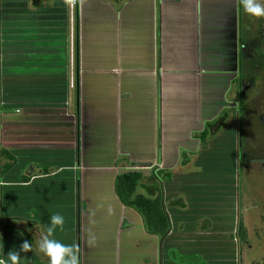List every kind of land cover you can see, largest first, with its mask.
Instances as JSON below:
<instances>
[{"label": "crops", "instance_id": "obj_1", "mask_svg": "<svg viewBox=\"0 0 264 264\" xmlns=\"http://www.w3.org/2000/svg\"><path fill=\"white\" fill-rule=\"evenodd\" d=\"M69 1L0 0V258L27 240L21 264H48L36 243L59 213L54 236L78 264H236L242 211L219 120L241 45L263 36L242 28L238 0ZM129 171L139 194L160 184L166 238L118 198Z\"/></svg>", "mask_w": 264, "mask_h": 264}, {"label": "rangeland", "instance_id": "obj_2", "mask_svg": "<svg viewBox=\"0 0 264 264\" xmlns=\"http://www.w3.org/2000/svg\"><path fill=\"white\" fill-rule=\"evenodd\" d=\"M240 10L243 13L242 28H245L244 23H246V28L250 27L253 36L257 38L263 36L264 39V18L250 17L242 8ZM241 61L239 80L233 84L227 97L234 107H227L219 120L223 125L218 135L221 144L219 148L224 147L230 153L229 163L236 173L234 188L236 207L239 205L242 211L240 219L247 230V243L243 244L239 241L241 251L236 264H262L264 263V42L253 41L252 45H241ZM240 85L242 90L239 89ZM0 185L1 188L2 181ZM191 254L188 252L182 256L187 264H194L193 261H198V264H211L206 256ZM223 261L221 260V263Z\"/></svg>", "mask_w": 264, "mask_h": 264}, {"label": "trees", "instance_id": "obj_3", "mask_svg": "<svg viewBox=\"0 0 264 264\" xmlns=\"http://www.w3.org/2000/svg\"><path fill=\"white\" fill-rule=\"evenodd\" d=\"M240 89L242 90V86ZM1 156L0 150V159ZM152 179L151 184L157 192L156 196L148 197L138 193L144 180L143 173L139 171L121 173L116 179V192L122 204L140 213L149 234L166 238L170 232V222L162 200V188L154 177ZM237 237L241 243H247V230L242 220L238 224Z\"/></svg>", "mask_w": 264, "mask_h": 264}, {"label": "clouds", "instance_id": "obj_4", "mask_svg": "<svg viewBox=\"0 0 264 264\" xmlns=\"http://www.w3.org/2000/svg\"><path fill=\"white\" fill-rule=\"evenodd\" d=\"M238 4L246 15L264 18V0H238ZM64 222V217L61 214L50 215L49 223L45 226L46 231L41 234L36 243L39 252L47 257L48 264H78L77 246L65 244L54 236L57 229H63ZM31 250L32 245L25 240L19 246V250H10L6 257L0 258V264H21L22 259H27V257H22L21 253Z\"/></svg>", "mask_w": 264, "mask_h": 264}, {"label": "built area", "instance_id": "obj_5", "mask_svg": "<svg viewBox=\"0 0 264 264\" xmlns=\"http://www.w3.org/2000/svg\"><path fill=\"white\" fill-rule=\"evenodd\" d=\"M69 7H70L71 11H73L77 7V0H70L69 1ZM3 96H4V89L0 85V115H1V109L3 107Z\"/></svg>", "mask_w": 264, "mask_h": 264}]
</instances>
